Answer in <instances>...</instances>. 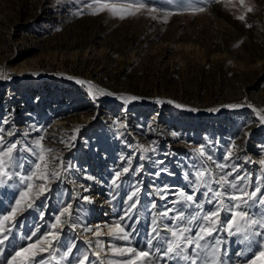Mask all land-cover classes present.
<instances>
[{
    "label": "rangeland",
    "instance_id": "obj_1",
    "mask_svg": "<svg viewBox=\"0 0 264 264\" xmlns=\"http://www.w3.org/2000/svg\"><path fill=\"white\" fill-rule=\"evenodd\" d=\"M143 2L140 8L129 7V0H0V133L6 143L18 142L26 169L41 171L32 167L36 156L23 150L41 137L42 147L53 150L46 159L60 157L66 169L35 201L40 208L18 213V225H5L13 231L0 246V264L19 245L50 231L54 214L67 203L80 225L75 231L63 226L62 243L73 248L68 260L76 264L88 255L90 264H100L92 254L99 239L107 264L114 259L108 245L125 244L112 241L108 226L124 215V201L136 187L138 207L122 226L132 233L131 246L144 248L153 218L177 199L173 193H191L193 164L217 175V163L227 164L225 171L235 166L252 177L249 191L264 175V0H243V6L241 0ZM104 5L114 9L100 10ZM125 167L129 173L113 186L115 172ZM21 187L15 178L0 186V220ZM228 217L221 212L222 220ZM82 225L99 226L102 234L84 232ZM32 232V241L22 239ZM215 236L223 241L224 264H244L249 254L238 255L244 248L238 237L223 231Z\"/></svg>",
    "mask_w": 264,
    "mask_h": 264
},
{
    "label": "snow or ice",
    "instance_id": "obj_2",
    "mask_svg": "<svg viewBox=\"0 0 264 264\" xmlns=\"http://www.w3.org/2000/svg\"><path fill=\"white\" fill-rule=\"evenodd\" d=\"M96 2L99 3V0ZM132 4H136L140 8L144 7L143 0H129V7ZM241 6H243V0H241ZM104 7L114 9V5H104L100 10H104ZM247 11L251 12L253 8L249 7ZM120 18L123 19L124 16L122 15ZM238 18L245 19L243 15ZM248 26L251 27V25ZM78 82L84 83V81ZM127 99L135 100L136 97H127ZM227 107L236 108L239 105H228ZM261 119L264 120V116ZM42 140L43 137L34 141L31 146L26 145L23 149L30 155L36 156V160L31 161V164L33 168L41 170L38 173L32 168L26 169L25 163L17 155L18 142L6 143L3 134L0 133V186L7 185L14 178L22 186L19 190V198L15 199V205H10L11 210L0 220V234H2L0 246L10 239L13 231L11 227H5V225L9 223L18 225L16 220L18 213L24 212L26 209L40 208L41 206L37 205L35 201L46 192H50L51 182L59 180L62 170H66L60 157L50 156L49 159H46L45 152L50 154L53 150L44 149L41 145ZM37 148H39V152L36 151ZM144 151H148V149H144ZM198 151L201 156L205 155L203 148ZM230 157L231 152L226 159ZM207 159L211 161L212 157L209 155ZM53 161H59V163L53 164ZM259 163L264 166V160ZM192 167L194 172L190 175L194 176V181H190L191 193L189 194L184 189L173 193L177 199L170 201L172 206L158 212L153 218V226L146 237L144 248L131 246L132 233L126 231L122 226L125 219L133 218L132 213L138 207L137 198L140 188L136 187L127 196L124 201L127 205L124 215L114 226H108V236L112 238V241H123L125 244L110 243L108 245L107 251L114 259H109L107 264H160L161 260L177 261V264L181 261L183 264H224V260L221 258L223 241L215 236L222 231L226 232L229 237H238L236 242L244 245L242 251L238 253L241 256L245 253L249 254L244 264H264V211L259 214L252 212V209L256 207L264 208V175L256 180L255 185H252V190L249 191L252 177L247 174L240 175L235 166L230 171H225L228 165L217 163L215 167L219 169V175L209 170L207 166L202 165L198 168L193 164ZM129 171V167L123 168V171H116L112 177L113 186L119 187L121 177ZM132 171L138 172L140 168ZM86 178L91 179L92 177ZM34 180H40L42 183L34 184ZM213 185L217 187L214 188ZM201 189H206L202 195L207 198L205 202L213 205V208L205 210L204 203L198 200L197 194ZM33 191H36L35 197L31 195ZM163 191L167 192L168 189L165 188ZM161 198L167 200L166 195ZM82 199L90 202L87 196ZM193 206L197 211H185ZM43 207H47V205H43ZM221 212L229 213V217L222 220ZM44 215L45 212L41 210V218ZM72 217L73 204L67 203L59 210L58 214H54L55 222L49 223L50 231L38 237L34 243L30 242L26 246L19 245L18 249H14L15 255L6 260V264H61L62 261L68 260L73 248L63 244L61 237L63 226L67 225L73 231L80 226L77 222L78 218L73 220ZM165 221H170V223H165ZM81 227L84 232H91L96 237L102 234L99 226H96L95 229L89 228L87 225ZM33 237H37V232L25 235L22 239L32 241ZM258 237L259 240H257ZM86 243L89 246L92 245L91 241H86ZM41 244H46V247L38 248L37 246ZM95 247L97 251L92 254L100 260V264H104L101 257V254L105 252L103 242L97 239ZM58 248L61 251L57 252ZM45 252L48 253L47 258L43 256ZM223 255H227L226 251ZM115 257L121 259H115ZM68 264H72V262L68 260ZM76 264H90L89 256L84 255L78 258Z\"/></svg>",
    "mask_w": 264,
    "mask_h": 264
},
{
    "label": "bare ground",
    "instance_id": "obj_3",
    "mask_svg": "<svg viewBox=\"0 0 264 264\" xmlns=\"http://www.w3.org/2000/svg\"><path fill=\"white\" fill-rule=\"evenodd\" d=\"M263 68H264V67H263ZM16 121L18 122V119H16ZM143 161H146V164H148V162H149V161H148V158L143 159ZM146 169H148V168H146ZM206 199H207L206 197H203V198L200 199L199 201L202 202V203H204V204H206V202H205ZM52 204H56V205H57V202L55 203L54 201L51 200L50 205H52ZM91 208H93V204H91ZM85 239H86V238H85ZM94 251H95V250H94ZM104 259H105V258H104Z\"/></svg>",
    "mask_w": 264,
    "mask_h": 264
}]
</instances>
